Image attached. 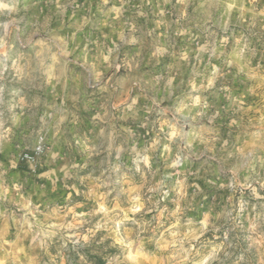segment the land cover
Returning <instances> with one entry per match:
<instances>
[{"label":"rangeland","instance_id":"rangeland-1","mask_svg":"<svg viewBox=\"0 0 264 264\" xmlns=\"http://www.w3.org/2000/svg\"><path fill=\"white\" fill-rule=\"evenodd\" d=\"M0 264H264V0H0Z\"/></svg>","mask_w":264,"mask_h":264},{"label":"built area","instance_id":"built-area-1","mask_svg":"<svg viewBox=\"0 0 264 264\" xmlns=\"http://www.w3.org/2000/svg\"><path fill=\"white\" fill-rule=\"evenodd\" d=\"M36 151H37V152H39V151H40V149H39V148H37V149H36ZM25 159H26L27 161H30V160H32V159H31L29 156H25Z\"/></svg>","mask_w":264,"mask_h":264}]
</instances>
